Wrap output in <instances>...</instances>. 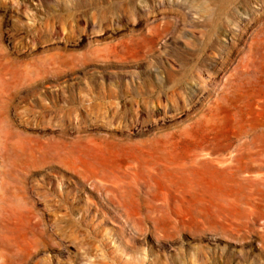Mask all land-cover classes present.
Wrapping results in <instances>:
<instances>
[{"label":"rangeland","instance_id":"rangeland-1","mask_svg":"<svg viewBox=\"0 0 264 264\" xmlns=\"http://www.w3.org/2000/svg\"><path fill=\"white\" fill-rule=\"evenodd\" d=\"M0 264H264V0H0Z\"/></svg>","mask_w":264,"mask_h":264},{"label":"bare ground","instance_id":"bare-ground-1","mask_svg":"<svg viewBox=\"0 0 264 264\" xmlns=\"http://www.w3.org/2000/svg\"><path fill=\"white\" fill-rule=\"evenodd\" d=\"M159 141V140H158ZM154 142V141H153ZM143 144H144V142H143ZM159 144V143H158ZM164 144H165V142H163L162 143V148L164 147ZM154 145V144H153ZM149 144H147V145H145L144 147H143V150H150L149 149ZM157 146V145H156ZM160 147V148H161ZM18 148H19V150H26L24 147H22L21 145L20 146H18ZM32 150H38L36 147H34ZM64 150H72L71 149V147H70V144H69V142H66V146H65V149ZM133 150H141L140 149V147H137V149H133ZM152 150V149H151ZM165 150V149H164ZM33 157H35V155L33 154ZM167 155H165L164 153H161V154H159L158 155V158H159V160L157 161V164H158V166H160V164H165L166 162H167ZM147 163V162H146ZM163 166V165H162ZM152 167V166H151ZM164 167V166H163ZM167 167V166H166ZM153 168V167H152ZM163 176V175H162ZM166 177V176H165ZM219 203V202H218ZM148 212H149V214H148V217L149 218H151V219H153L154 221H157V220H159V219H161L160 217H158L157 215H153V216H151L152 215V213H154V212H157L158 210H157V207L155 206V207H149L148 208ZM166 220H168V219H166ZM170 222V221H169ZM169 222H165V223H167V224H169ZM170 224H172V222H170ZM174 226V225H173Z\"/></svg>","mask_w":264,"mask_h":264}]
</instances>
